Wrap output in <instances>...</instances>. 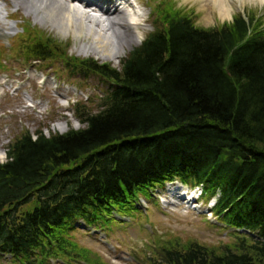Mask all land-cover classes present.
<instances>
[{
	"label": "trees",
	"instance_id": "obj_1",
	"mask_svg": "<svg viewBox=\"0 0 264 264\" xmlns=\"http://www.w3.org/2000/svg\"><path fill=\"white\" fill-rule=\"evenodd\" d=\"M152 6L153 30L118 69L69 57L44 31L23 27L17 49L26 62L59 58L69 72L114 88L96 108L76 104L79 129L25 130L9 144L0 163V260L46 264L70 255L64 244L86 254L66 228L125 211L137 192L180 176L208 196L219 191L214 214L249 234L214 247L174 237L149 264H264V27L238 13L201 28L170 0Z\"/></svg>",
	"mask_w": 264,
	"mask_h": 264
},
{
	"label": "rangeland",
	"instance_id": "obj_2",
	"mask_svg": "<svg viewBox=\"0 0 264 264\" xmlns=\"http://www.w3.org/2000/svg\"><path fill=\"white\" fill-rule=\"evenodd\" d=\"M16 1L15 3V0H6V2H2L0 8V28L4 29V32L0 31V56H2L1 61L5 64L0 67V162L6 160L5 149L13 135L18 136L24 127L30 132L44 128L46 134L64 133L69 128L80 127L69 112L72 110V102L69 97L67 95L62 98L57 97L58 93V95H64L67 90L64 88V93L59 87L57 91H54L51 85L52 76L57 78L55 74L59 75L61 77L59 79L62 80L61 84L68 83L70 86L85 87L87 95L104 92L107 88L105 83L95 77L82 79L66 72L59 58L34 65V69L45 73L43 83L40 82L41 73L35 70L23 73L22 69L26 65L29 66L30 62H25L19 55L17 46L20 40L18 42L17 40L20 37V27L26 25L25 20L34 28L44 31L46 36L54 38L60 45L68 46V53L71 55L78 58H95L100 62L110 63L114 67L119 65V61L114 63L111 60L116 48H113L112 39L110 42L107 41L110 40L108 39L110 33H107L106 38L105 31L100 28L101 25L102 28H105L102 18L99 19L101 21L88 23L91 30L86 31L84 27L81 36L72 32L62 34L49 22L43 21L42 13L35 12L31 7H26L23 0ZM170 1L175 4V7L184 8L185 11L192 13L195 24L202 28L220 27L223 24L231 23L238 13L245 15L246 18L252 13L255 14L256 21L264 27V2L260 3L257 0H229L232 5L230 19H221L216 9L211 7L209 20L205 18L208 10L202 7L198 0ZM140 3L143 4L141 16L146 19V21H141L145 22L144 27L141 28L144 38L145 34L151 30V26L147 23L150 21L148 18L149 6L153 4V1L140 0ZM91 12L90 16L96 18ZM12 18L13 21H11ZM10 26L12 29H8ZM2 33H6V35H2ZM128 37L129 45L124 44L125 52L119 59L141 42L133 34L131 36L128 34ZM99 41L105 43L102 48L98 49L95 44ZM13 43L14 45H12ZM67 75L74 77L71 78ZM68 90L72 93L71 89ZM84 96L83 94L81 97L84 98ZM93 106L96 108L95 105ZM51 121H62L63 124L53 123L50 125ZM158 191L165 190L164 188L157 189L153 194L156 195L159 193ZM180 191L181 189H177L173 193L177 194ZM197 193L195 192V194ZM145 198L148 202L146 212L140 209L133 211L129 218L118 226L110 225L106 234L101 231L86 233L79 229L72 230L69 239H73L80 247L87 250V253L67 247L64 249L69 252L70 256L63 258L65 261L54 259L49 260L48 264H149L150 260L156 256L157 245L174 237L180 239L182 243L196 241L209 247L233 243L231 242L232 237L227 235V231L217 227L216 221H207L203 209L200 211L185 209L180 206V200L171 193L161 194L160 198L163 202L160 204L158 201L157 206V198L155 200L149 194ZM15 262H10L7 259L0 260V264H15Z\"/></svg>",
	"mask_w": 264,
	"mask_h": 264
},
{
	"label": "bare ground",
	"instance_id": "obj_3",
	"mask_svg": "<svg viewBox=\"0 0 264 264\" xmlns=\"http://www.w3.org/2000/svg\"><path fill=\"white\" fill-rule=\"evenodd\" d=\"M198 1L202 7L208 10V12L205 14V18L207 20L211 18V15H209V9H211V7L216 9L221 19L231 18L232 5L229 0ZM257 1H260V3L264 2V0ZM75 2V0H23V3L26 7H31L35 10V12L42 13L41 18L43 21L49 22L62 34L72 32L78 36H81L84 32V27L86 28V31L91 30L88 23L90 24L93 21L100 20L92 18L87 11L82 9V5L81 7H78ZM103 11L107 14V18L104 22L105 28H102V25L100 28L101 30L105 31V36L107 33H110V37H108V39L113 40V48H116L111 60L114 63H117L121 57V54L125 52L124 44L129 45L128 43L130 40H128V34L131 36V28L133 25L131 23L124 22V17L121 15L122 13L116 11L115 8L111 7L110 9L109 7L105 8L103 6ZM0 31L2 30L0 29ZM107 41L110 42V40ZM104 43V41H99L95 44V46L99 49L103 47Z\"/></svg>",
	"mask_w": 264,
	"mask_h": 264
}]
</instances>
